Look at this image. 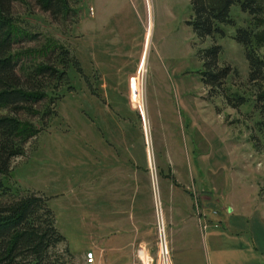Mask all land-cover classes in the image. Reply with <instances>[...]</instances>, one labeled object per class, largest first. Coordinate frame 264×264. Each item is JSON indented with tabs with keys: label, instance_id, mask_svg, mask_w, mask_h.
Segmentation results:
<instances>
[{
	"label": "rangeland",
	"instance_id": "rangeland-1",
	"mask_svg": "<svg viewBox=\"0 0 264 264\" xmlns=\"http://www.w3.org/2000/svg\"><path fill=\"white\" fill-rule=\"evenodd\" d=\"M258 3L254 36L264 55V0ZM12 13L34 35L17 46L61 43L82 71L68 68L73 89L51 105L54 117L12 160L8 178L13 188L47 197L70 264H85L87 252L94 264H131L138 244L154 256L156 211L168 240L172 195L190 212L191 201L208 193L197 182L213 180L212 166L223 168L231 204L249 210V221L251 213L264 217V147L251 139L249 104L233 109L199 81L196 51L210 39L199 43L184 23L187 0H80L74 23L52 19L32 0L14 1ZM214 42L219 65L236 70L226 79L234 91L246 76L241 47L229 33Z\"/></svg>",
	"mask_w": 264,
	"mask_h": 264
},
{
	"label": "trees",
	"instance_id": "trees-1",
	"mask_svg": "<svg viewBox=\"0 0 264 264\" xmlns=\"http://www.w3.org/2000/svg\"><path fill=\"white\" fill-rule=\"evenodd\" d=\"M14 1L0 0V264H70L71 253L54 224L47 197L39 191L13 188L8 178L12 160L23 155L25 143L54 117L51 105L63 91L73 89L68 68L81 75L82 71L61 43L47 40L37 49L17 46L34 35L18 26L12 13ZM187 1L190 14L184 23L199 43L210 39L196 51L199 81L210 95L220 96L233 109L249 104L251 139L255 147H264V55L254 36L262 7L258 0ZM32 2L52 19L70 17L76 22L80 0ZM236 12L249 15L251 21L238 22ZM226 28H232L229 37L241 47L246 62L245 81L234 91L226 79L236 70L219 65L221 49L214 42L228 34ZM30 52L39 58L29 56ZM62 243L64 247L57 250Z\"/></svg>",
	"mask_w": 264,
	"mask_h": 264
},
{
	"label": "crops",
	"instance_id": "crops-1",
	"mask_svg": "<svg viewBox=\"0 0 264 264\" xmlns=\"http://www.w3.org/2000/svg\"><path fill=\"white\" fill-rule=\"evenodd\" d=\"M222 170L219 166L206 170L213 180L199 177L197 184L208 185V193L199 194L198 199L191 201L190 212L179 210L181 204L174 202L175 196L171 193V206L175 209L167 219L172 264H264V231L261 228L264 217L251 213L249 221V210L228 201L225 194L228 181ZM193 181L191 177L188 183L192 185ZM189 184L185 183L186 188ZM136 246L130 254L131 262Z\"/></svg>",
	"mask_w": 264,
	"mask_h": 264
},
{
	"label": "built area",
	"instance_id": "built-area-1",
	"mask_svg": "<svg viewBox=\"0 0 264 264\" xmlns=\"http://www.w3.org/2000/svg\"><path fill=\"white\" fill-rule=\"evenodd\" d=\"M155 255L152 256L150 251L144 245H137L134 250V260L131 264H171L168 240L165 232V223L162 214L156 211L155 214ZM85 264H94L92 252L85 254Z\"/></svg>",
	"mask_w": 264,
	"mask_h": 264
},
{
	"label": "bare ground",
	"instance_id": "bare-ground-1",
	"mask_svg": "<svg viewBox=\"0 0 264 264\" xmlns=\"http://www.w3.org/2000/svg\"><path fill=\"white\" fill-rule=\"evenodd\" d=\"M131 93H132V100L135 102L137 100L136 93L133 89Z\"/></svg>",
	"mask_w": 264,
	"mask_h": 264
}]
</instances>
